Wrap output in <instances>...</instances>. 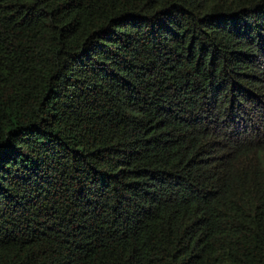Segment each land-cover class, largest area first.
<instances>
[{"label":"trees","instance_id":"1","mask_svg":"<svg viewBox=\"0 0 264 264\" xmlns=\"http://www.w3.org/2000/svg\"><path fill=\"white\" fill-rule=\"evenodd\" d=\"M0 264H264V0H0Z\"/></svg>","mask_w":264,"mask_h":264}]
</instances>
